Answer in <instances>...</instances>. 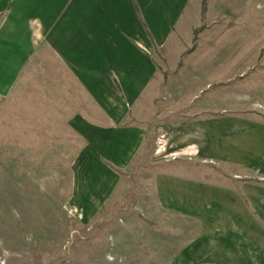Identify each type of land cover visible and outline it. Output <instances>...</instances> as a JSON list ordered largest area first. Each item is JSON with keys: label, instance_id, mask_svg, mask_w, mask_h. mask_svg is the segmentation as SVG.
<instances>
[{"label": "rangeland", "instance_id": "obj_1", "mask_svg": "<svg viewBox=\"0 0 264 264\" xmlns=\"http://www.w3.org/2000/svg\"><path fill=\"white\" fill-rule=\"evenodd\" d=\"M185 14L151 54L149 133L110 193L73 183L84 142L48 105L80 103L66 72L41 55L5 89L0 76V264H264V46L246 48L263 41L264 0H191Z\"/></svg>", "mask_w": 264, "mask_h": 264}, {"label": "crops", "instance_id": "obj_2", "mask_svg": "<svg viewBox=\"0 0 264 264\" xmlns=\"http://www.w3.org/2000/svg\"><path fill=\"white\" fill-rule=\"evenodd\" d=\"M190 2L0 0V11L7 12L0 23L3 89L26 70L31 57L42 55L65 71L82 93L75 111L69 110L64 116L56 114L52 98L48 105L52 108L55 104L52 119L68 118L70 126L82 136L84 145L75 162L82 168L80 175L73 174V183L85 180L90 193L99 190L94 187L99 182L105 184L101 192L110 193L119 179L114 170L126 169L146 143V118L139 117L137 108L139 96L155 76L151 54L185 29L191 20L185 14ZM261 37L262 42L248 43L247 50L262 48L264 32ZM86 162L90 166L83 167ZM94 167L96 175L85 177ZM211 194L221 199L230 196L222 189ZM198 196L201 198V194Z\"/></svg>", "mask_w": 264, "mask_h": 264}]
</instances>
